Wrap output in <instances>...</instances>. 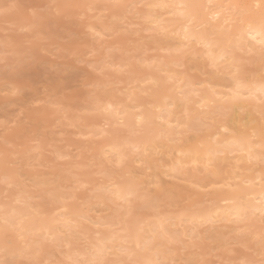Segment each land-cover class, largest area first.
Masks as SVG:
<instances>
[{"label": "rangeland", "instance_id": "obj_1", "mask_svg": "<svg viewBox=\"0 0 264 264\" xmlns=\"http://www.w3.org/2000/svg\"><path fill=\"white\" fill-rule=\"evenodd\" d=\"M76 1L69 0L68 3L66 2L67 4L64 3L65 5L62 4V6L57 5L55 0H0V9H7L0 12V157L12 159L13 162H9L8 165L19 168L18 170H27V173L32 174L29 176L30 178L26 176L27 179L22 180L19 184H7L0 176V205L2 202L10 201L13 193L23 186L35 194L30 200L38 203L39 208L45 211L51 209L57 202L41 196L40 194L43 192L41 187L34 185L31 180L33 175L37 177L48 176L56 178L54 183H60L61 190L65 191V194L69 191L73 195L65 198L69 206H86L94 218L99 216L111 217L113 213L115 216L117 212L124 210V203H114L111 200L102 201L100 198L95 197L94 195L99 189L95 186L100 182L104 183L105 180L109 181L110 177L113 181H119V179L137 174L136 178L143 179V181L157 180L156 184L153 182L147 183V189L151 194L149 197L153 198L157 207H150L146 202L147 198L143 194L130 197L131 200L128 203L132 208V215L141 217L150 216L156 210L169 212L174 209L177 210V208H184L183 206L188 207L187 205L193 202L199 206L210 203L215 195L214 190L218 187L224 188L221 184V180H224L222 178H225L234 170L237 173L255 172L264 176V148L260 149L258 157H261V159L259 161L255 158L246 159L245 156L239 158L241 152L237 153V151L226 152L227 154L220 153V157L223 158L218 161L217 174L211 172V166L206 169L202 164L195 166L191 162L185 164L184 168L179 171H170L168 175L160 173L161 169H168L167 165L162 166L161 164H168L171 157H176L179 154L174 150L175 144L193 145L197 142L201 144L198 139L205 136L203 132L216 130L215 127L220 120L228 122V129L224 130L225 132H237L238 128L246 129L249 126L255 128L262 121L260 118L261 115L263 116L262 102L261 100L247 102L246 95L243 97L246 105L242 108L238 106L226 108V112L228 111L226 115L220 114L218 111H210L209 109H212L213 106L203 108L195 104L200 111L199 113L203 115L204 124L198 129L178 128L181 133L170 134L172 139L166 141L165 145L157 143L155 145L157 147H151L147 153L145 151L143 153L139 151L138 153L136 149L127 151L123 157L126 162L123 168L116 164L115 156L111 157L106 154L105 156L108 158H104V155L101 157L98 152L99 142L98 144L96 142L97 140L101 142V138L104 139V136L101 134L100 136L94 135L91 129L97 128V120L102 121L104 118L102 114H98L96 111H86L84 106L93 99L92 97L101 94L105 88L112 92L111 95L114 99L123 101L128 100L126 93L132 89L135 92L134 98L136 101L149 107L151 106V103H149L152 91V88L149 87L151 83L149 81L141 82L138 78L143 76L146 69L149 68L150 62L159 63V61L169 59V56L173 54L174 58L177 57V61L172 63L173 65H170V68L175 73H179L177 75L182 73V75L194 79L205 77L208 73H217V77L221 79L224 77L223 81L231 83L232 75L238 73L241 69L244 79L254 73L258 77L264 76V55H261V51L255 52L256 54L253 53L249 50L250 47L247 51L244 49L238 50L237 53L241 56L240 63L242 65L240 70H234L235 72H233L224 62H219L216 66L211 65L210 61L202 54L203 46L195 44L194 40H188V43L184 41L185 44L180 47L181 49L172 53L165 45L172 42L174 45L175 42H179L177 33L169 27L168 30L165 28L162 32L151 27L149 24L150 19L142 14L145 15L149 11L148 9L156 12L161 10L158 6H152L151 9V5L148 6L145 3L146 0L133 3L130 6L131 11L125 12L121 18V26L116 31L106 29L104 32L102 30L104 34H100L101 37L98 35L101 38L99 40L95 34H89L86 23H99L100 19L103 18L106 20V16L109 14V10L105 6L106 2L96 1L93 5L96 6L91 10L87 7L83 8V6L78 8ZM17 2L30 3L38 8H44L47 5L58 7H53L50 12L46 13L43 32L34 33V26L20 27L21 24L25 25L24 22H28V20L37 23L31 16V10L26 12L22 9L7 8L9 4ZM81 10L83 12L80 13ZM5 12L7 14H4ZM24 16L26 17L24 18ZM26 18L28 20L25 21ZM208 24L206 26H209ZM6 47L9 53L7 65L5 64ZM29 48L33 49L31 53H29ZM33 56L35 59L32 58ZM142 57L145 58L144 62H140L143 59ZM261 57L263 58L261 59ZM258 58L261 61L258 62ZM21 59L23 63L18 66L17 71H13L12 65L17 64ZM104 60H113L114 63L127 60L129 64L124 67L118 65L108 67L105 66L106 61ZM223 70L229 72L224 75ZM132 77H135V79H132ZM97 81H105L106 86L97 85ZM170 81L171 79L168 82ZM136 84L142 86L140 88L142 91L139 88H134ZM52 100H56L58 103L53 102V104L51 103ZM210 104L213 105L214 103L211 102ZM254 105L256 107H253ZM43 108L50 109L43 110ZM51 108H61V110H65L64 114L67 113V115L54 119L53 113H49L52 111ZM84 113L89 116L85 118ZM38 114L39 116L46 114V121L42 122L35 118L38 117ZM180 114L184 115V112L182 111ZM241 118L243 120L239 121ZM40 124L42 125L40 126ZM109 126L110 124L106 128H110ZM113 126L118 130L123 127L121 124H112ZM137 128H140V126H137ZM44 132L47 134L46 137L43 136ZM136 133L138 134L139 131H136ZM28 135L33 136L36 140L31 142L33 138L28 140ZM161 138L157 137L156 139L161 140ZM254 138L257 139L256 136ZM24 139H27L28 143L23 142ZM41 139L46 142V145L42 146L43 148L40 146L39 149L33 147L34 149L31 148L28 151L29 143L38 146L41 145ZM43 141L42 143H44ZM94 148H97V150ZM172 150L174 151L172 152ZM33 157L35 158L33 159ZM139 157L151 159L152 167L147 168L144 161H137L136 158L139 159ZM26 164L29 166H26ZM124 169L127 171H122ZM27 173H24L21 178L28 175ZM74 178L78 180L74 182ZM256 216H252L255 223L264 226L261 217ZM79 225L88 226V231L83 234L86 238L89 235H97V232H93V229L103 228V226H96L88 220H83ZM207 225L209 226L208 222L199 225L201 232L204 231L205 227H208ZM215 225H219L218 229L226 231L227 237L225 238L228 239V243L225 246L217 247L216 244L214 246L212 241L209 246L207 244L209 240L207 239H196L199 240L197 246L192 245L190 247H184L179 241L166 242L168 246L174 248V258L177 261H186L188 255L185 253L191 251L192 254L197 253L193 256L197 255V258L201 256L199 260L203 261L204 259L209 264H213V262L220 264L221 260L243 259L249 245L259 247V242L253 236L252 239V234L250 235L248 232L250 230L251 233L254 226L243 230V222L234 220H219ZM114 226L118 227L119 225ZM1 235L4 238V231ZM9 235L13 243L20 244H24L25 241H29L34 236L31 234L23 235L21 237L22 241L19 242V237L15 238L14 233L9 231ZM79 235L82 238L76 240L81 245L84 242V237L80 233ZM241 236H244V239H240ZM183 238L191 240L186 236H183ZM64 248V245L55 246L54 242L46 240L40 254L44 258L47 251L51 250L48 254L49 258L51 256V261L61 262L63 255L59 250ZM27 257L25 254L24 258ZM109 257H115V255L110 254ZM16 258L20 259L21 255L16 256Z\"/></svg>", "mask_w": 264, "mask_h": 264}, {"label": "bare ground", "instance_id": "obj_2", "mask_svg": "<svg viewBox=\"0 0 264 264\" xmlns=\"http://www.w3.org/2000/svg\"><path fill=\"white\" fill-rule=\"evenodd\" d=\"M55 1L57 5H62L66 2L68 3L69 0ZM96 1L98 0H77L76 5L78 8L82 6L84 8V5L93 6ZM101 1L106 2L105 6L109 10L106 20L103 18L100 19L99 23H86V26L89 28V34H95L97 37L98 35L100 36V34L102 35V30L104 32L106 29L116 31L119 26H121V18L124 16V13L128 10L131 11L130 6L133 3H139L143 0ZM145 3L148 6L151 5V9L152 6H169L159 7L161 11L157 12L148 9L149 11H147L145 15L144 13L142 15L150 19L149 24L157 31L162 32L165 28L167 29L169 27L177 33V40H179V42H175L174 45L173 42L165 45L172 53L177 50L179 51L181 49L180 47L185 44L184 41L188 43V40H194L195 44L203 46L202 54L210 61L211 65L212 59L214 58L216 60V65L219 64V62H224L227 67L235 72L234 70H240L242 65L240 63L241 56L237 53L238 50L244 49L247 51L250 47L249 50L253 51V53L261 51L262 45L260 41L264 40V34H262L264 33V29H262V25H264V0H228L227 2L226 0H146ZM179 4H195L199 7L188 10L172 7ZM94 7L89 9L92 10ZM81 12H83V10H81L80 13ZM4 14L7 13L5 12ZM25 17L26 16H24V18ZM27 18L25 21L28 20ZM24 23L26 24H21L20 27L27 28V26L32 27L35 24L33 20H28V22L26 21ZM207 23H209V26H206ZM223 25H225L224 28H222ZM100 37H98L99 40H101ZM177 43L178 45H176ZM174 57L175 56L171 54L167 60L159 61V63L155 61L150 62L149 68L146 69L143 76L138 78L141 82L149 81L151 83L149 86L152 88L150 93L151 99L149 100L151 106L146 107L142 102L136 101L134 98L135 92L132 91V89L126 93L128 100L123 101L114 99L111 95L112 92L108 88H105L104 91L101 94H97L96 97H92L93 99L84 106L86 111H96L98 114H102L104 118L102 121L97 120L99 123H97V125L99 127L97 126V128L91 129L94 135L97 134L100 136L101 134L104 136V139L101 138V142L98 140L96 142L97 144L99 142L98 152L101 154V157L102 155L105 156L109 154L111 157L115 156L114 158L117 162L120 161L129 150L136 149L138 153L139 151L143 153L146 144L149 148L157 147L155 146L157 143L165 145L166 141L172 139L170 134L180 131L178 128L198 129L204 124L202 120L203 115L199 113L200 111L196 107L197 104L203 108H210L213 106L212 109H209L210 111H218V113L226 115L228 113V111L226 112V108H233V106L242 108L245 106L246 102H244L243 97L246 95L247 102H257V100H261L262 102L263 108L261 110L263 116L261 115L260 117L262 121L255 128L249 126V128L246 129L238 128L237 132H225L224 130L228 129V122L222 120L219 122L216 120L219 122L215 121L218 123V127L216 126V130L213 131H204L203 135L205 136L198 139L201 144L198 142L193 145L175 144L174 150L179 154H177L176 157H171L168 164L162 163L161 165H167L168 169H161L160 173L162 172L168 175L170 171H179L181 168H184L185 164L191 162L195 166L202 164L206 169L211 166V172L217 174V168H219L217 165L218 161L223 158L220 157L219 154L223 152L227 154L226 152L232 153L237 151V153L241 152L239 158L245 156L244 158L246 159L255 158L259 161V159H261V157H258L260 149L264 148V92H262V89H264V76L258 77V75L254 73L244 79L241 69L238 73L232 75V80H230L231 83L223 81V79H225L224 77L223 79L217 77V73H208L205 77L192 79L187 75H182V73L181 75H177L179 73H175L174 70L170 68V65H173L172 63L177 61V57ZM262 58L263 57H261V59ZM144 59L145 58L141 59L140 62H144ZM261 59L258 58V62L259 60L261 61ZM112 61H106V64L104 63L105 66L111 67L118 65L124 67L129 64L127 60L125 62L116 61L118 64ZM228 72L229 71L224 72L223 70L224 75ZM132 79H135V77H132ZM132 79L131 81H133ZM169 79H171L170 82H168ZM96 83L97 85H103V87L106 86L105 81H97ZM134 88L140 89L142 86L136 84ZM53 102H55V104L58 103L56 100L51 101V103ZM211 102L214 104L211 105ZM253 107L256 106L254 105ZM44 109L45 108H43V110ZM51 109L52 111L49 113H53L54 119L67 115V113L64 114L65 110H61V108ZM179 111L180 113L183 111L184 115H181ZM85 114L86 113L83 115L87 118L89 115ZM230 114L232 113L230 112ZM46 117V114L44 116H39L38 114V117L36 116L35 118L45 122L47 119ZM241 120H243V118L239 119V121ZM178 121H180V123H178ZM88 122H86V124H88ZM94 123L96 124V122ZM108 123L110 124V128H106V126L108 127L109 125ZM112 124H121L123 127L118 130L116 127H112ZM41 125L42 124H40V126ZM137 126H140V128H137ZM136 131H139V133L137 134ZM44 133L43 136H47L46 132ZM254 136H256L257 139L254 138ZM157 137L162 138L161 140H157ZM29 138L28 140H32L33 138L31 142L36 140L33 136H29ZM177 140L179 141V139ZM25 141L28 143L27 139H24L23 142ZM42 141L41 139V145L38 146L29 143L27 147L28 151L33 147L36 149L40 147L43 148L42 146L46 145V142L43 141L44 143H42ZM94 149L97 150V148ZM174 150H172V152ZM34 158L35 157H33V159ZM104 158L108 157L105 156ZM28 159H30V157H28ZM136 160H139V162L140 160L144 161L146 164L145 167L147 168L152 167V160L148 157H139V159L136 158ZM9 162H13V160L0 157V176L7 184H19L22 180L27 179L26 176L29 177L32 175L31 173H27V170H18L19 168L8 165ZM28 164H26V166ZM235 167L237 166L235 165ZM125 169L122 171H127ZM24 173L28 175L21 178ZM145 173L147 172L145 171ZM136 175L133 174L132 176L130 175L131 177H123L124 179H119V181H113L110 179L112 177H110L108 179L109 181L105 180L104 183L100 182L95 186V188H99L98 192L94 195L95 197L100 198L102 201L111 200L114 203H124V210L117 212L115 216L113 213L111 217L99 216L95 218L86 206L68 205L65 198L72 197L73 195L69 193V191L65 194V191L61 190V184L54 183L56 178L54 179L48 176L37 177L33 175V178L31 177L33 184L39 185L43 191L40 195L48 200H55L57 204L51 209L49 208V210H42L38 207V203L30 200L35 194L23 186L13 193L10 201L5 203L2 202L0 205V218L5 215L6 207L8 214H12L13 212L15 214L14 230L10 228L8 231L14 233L15 238L19 237V242L22 241L21 237L23 235H34L29 241H25L24 244L17 242L13 243V251L16 253V256L21 255V253L27 256H34L41 252L45 241L50 240L55 243V246H65L64 249L59 251L63 255L62 261H65L66 264H71L72 261L83 258L86 254V250H88L89 258H92L91 249L93 248L103 250L102 258L111 262L127 259L131 254L129 246L135 249L137 242L143 246L145 241L151 240L156 247L153 248L150 258L155 259V253L159 251L161 252V259H171L172 257L163 254L162 249L169 247L168 243L172 241H183L184 247H190L192 245L197 246V241L199 242V240L196 239H207L209 240L207 243L209 246L211 241L214 242L212 245L216 244L217 247L225 246V244L228 243V239L225 238L227 237L226 231L224 232L218 229L217 227L219 225H215L219 220L243 222V230L254 226V230L251 229L253 231L250 233L249 230L248 232L250 235L252 234L251 238L252 236L256 238L257 242H259V238L264 232V226L257 225L252 219L253 215L261 217L262 210H264V203L261 202L262 199H264V176H261L259 173H237L234 170L225 178H222L224 180H221V184L224 188L218 187L214 190L215 195L210 203L199 206L193 202L187 205L188 207L183 206L184 208H177V210L174 209L169 212L155 209L156 211L154 210L155 212H152L150 216L145 215L141 217H134L132 215V208L128 203L131 200V196L122 199L114 195L115 192L126 189L129 184L143 182V179L136 178ZM75 180L78 179L74 178L73 181L75 182ZM150 182L156 184L157 180H150ZM106 188L113 189V192L105 191ZM132 197H136V195H132ZM146 202L150 207H154L155 201L152 197H148ZM83 220H88L96 226H103V228L93 229V232H97V235H89L87 239L83 234L88 231V226L79 225ZM206 222L209 223V226L207 225L208 227H205L204 231L201 232L202 230L199 229V225ZM116 224L119 226H114ZM3 231H5L4 225L0 223V259L5 258L4 238L1 235ZM79 233L84 237V242L81 245H79L76 240L77 238H82ZM169 234L172 236L171 241L167 239ZM183 236L189 237L191 240H186ZM54 237L56 239H54ZM241 237L240 239H244ZM240 239L239 241H241ZM13 251L7 253L9 258L12 257ZM50 252L51 250H48L47 255L44 256L45 261L51 260V256L50 258L48 256ZM110 254H114L115 257H109ZM185 254L188 255L186 261L190 259H200L201 257H199L200 254L198 255L199 258L196 257L197 255L193 256L197 253L192 254L191 251H187ZM54 264H60V262L54 261Z\"/></svg>", "mask_w": 264, "mask_h": 264}, {"label": "snow or ice", "instance_id": "obj_3", "mask_svg": "<svg viewBox=\"0 0 264 264\" xmlns=\"http://www.w3.org/2000/svg\"><path fill=\"white\" fill-rule=\"evenodd\" d=\"M53 7H58L55 5H47L44 8H38L30 3H11L7 6L8 9H17V10H24L29 11L31 10V16L34 18V20L37 21V23L34 24L33 31L36 33H42L43 27H44V20L46 18V13L50 12V10ZM84 7L92 8L94 6L87 5ZM158 7H169V6H158ZM172 7L180 8V9H195L199 7L195 4H179L174 5ZM7 9H0V12L6 11ZM262 29H264V25H262ZM264 34V33H262ZM203 43V42H202ZM262 47H261V55H264V40L260 41ZM207 46V45H205ZM33 49L29 48V53H31ZM9 55L7 47L5 49V64H8L7 56ZM35 59V57H32ZM23 63V60L18 61L17 64L12 65L13 71L18 70V66ZM213 66L216 65V60L212 59ZM262 92H264V89H262ZM180 123V121H178ZM209 127H211L209 125ZM218 127V126H217ZM211 135V134H210ZM145 152L150 151L149 146L146 144L144 147ZM125 161L123 158L120 161H117L116 164L123 168L125 166ZM147 183H150V179L147 181L129 184V186L126 189H121L118 192H115L114 195H116L118 198L126 199L132 195L140 196L143 194L145 198H148L151 194L147 189ZM105 191L113 192V189L106 188ZM7 198V194H6ZM264 203V199L261 201ZM156 206L155 204L153 205ZM261 221L264 223V210H262L261 213ZM0 223L4 225L5 231H4V252H5V258L0 259V264H54L53 261H45L43 256L40 253H37L36 255L32 256L29 255L27 258H24V254L21 253V258H16V253L13 251V241L10 238L9 235V229H13L15 227V214L14 212L12 214H8L7 207L5 208V215L0 218ZM54 239H56L54 237ZM167 239L169 241L172 240V236L169 234L167 236ZM194 239V237H193ZM179 243L183 244V241H179ZM156 247L155 244L151 240H147L144 242L143 246L137 242L135 245V249H132L131 246H129L130 255L127 259H120L115 261H109L107 259H103V250L93 248L91 249V257L89 258L88 250H86V254L83 258L76 259L71 262V264H209L207 261H202L199 259H190L187 261H177L174 258V249L172 247H165L162 249L163 254H166L168 256H172L171 259H161V252H156L155 259L150 258V254L152 253L153 248ZM13 251L12 257L9 258L7 253ZM235 251V250H234ZM60 264H66L65 261H61ZM215 264V262H213ZM220 264H264V234H262L259 238V247H253L252 245L248 246L247 252L244 254L243 259H228V260H221Z\"/></svg>", "mask_w": 264, "mask_h": 264}]
</instances>
